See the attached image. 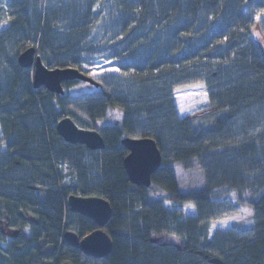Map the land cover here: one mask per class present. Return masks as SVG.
<instances>
[{"label": "trees", "instance_id": "16d2710c", "mask_svg": "<svg viewBox=\"0 0 264 264\" xmlns=\"http://www.w3.org/2000/svg\"><path fill=\"white\" fill-rule=\"evenodd\" d=\"M9 12L0 34V236L9 243L0 246V264H181L187 256L264 264V122L256 114L264 106V47L253 34L264 32L255 17H264V0H12ZM102 21L106 37L96 42ZM31 46L49 68L116 62L121 74L107 90L98 81L104 97L87 106L105 149L86 158V146L58 134L79 80L68 81L64 95L35 88L31 68L18 62ZM195 84L208 87L209 102L180 117L173 93ZM127 137L153 138L161 149L150 187L127 175ZM73 166L80 177L71 185ZM71 195L110 202L109 257H86L66 242L67 231L82 238L97 229L76 213L75 225L66 222ZM227 199V211L215 203ZM165 201L197 213L167 211ZM239 207L253 211L254 223L209 242L210 222Z\"/></svg>", "mask_w": 264, "mask_h": 264}, {"label": "water", "instance_id": "95a60500", "mask_svg": "<svg viewBox=\"0 0 264 264\" xmlns=\"http://www.w3.org/2000/svg\"><path fill=\"white\" fill-rule=\"evenodd\" d=\"M24 68H33V86L44 87L58 95L65 94L68 81L79 80L95 87L100 84L91 76L78 68H49L34 46L25 49L18 58ZM58 134L65 142L80 144L90 150H103L105 139L97 130L80 128L71 117L64 116L56 126ZM128 154L124 158V168L130 181L139 186L150 187L152 176L162 164V152L155 139L150 137L130 138L122 140ZM68 208L82 216L92 219L97 229L80 238L75 232L67 231L64 235L66 242L77 247L83 255L96 260L109 257L112 252V239L105 231L113 215L110 202L102 197H82L71 195L68 198ZM70 264V263H63Z\"/></svg>", "mask_w": 264, "mask_h": 264}, {"label": "rangeland", "instance_id": "374dc122", "mask_svg": "<svg viewBox=\"0 0 264 264\" xmlns=\"http://www.w3.org/2000/svg\"><path fill=\"white\" fill-rule=\"evenodd\" d=\"M36 3H40L41 0H33ZM12 0H0V34L1 30L4 29L7 26V23H4L9 19L10 12H9V6L11 4ZM260 17L258 20H264L263 16H255ZM264 23V22H263ZM106 22L102 21L99 23L95 29L93 30V38L96 40V42L101 41L103 38L106 37ZM254 37L259 41V43L264 47V32L259 27H256L253 31ZM103 48V47H102ZM7 58L9 60L14 61L12 50H7ZM85 73L91 76L95 81H99L102 84H104L105 87H103V90L108 88L107 83L109 82V85L112 86V82L115 80L114 75L121 74V70L116 66V62L114 60H104L101 62H97L95 65L85 66ZM118 70V71H117ZM31 73H34L33 68H31ZM70 96L66 97L65 102V110L61 114V118L64 116H69L73 119V121L80 127L84 129H90L95 130V124L93 119L91 118L90 114L87 111V106L94 101H97L100 98H103V93H99L94 86L87 82L79 81L71 86L69 89ZM175 98V105L178 112V115L180 117L184 116H190L192 113L201 110L206 106V104L209 102V89L204 84H195L188 87L176 89L173 93ZM263 110L256 111L257 118H259L260 122H264V106L262 107ZM244 116V115H243ZM241 116L239 120H237L239 123V126L242 125V123L245 120V117ZM244 119H243V118ZM114 119L110 121V119H106L107 124L110 122L113 123ZM106 122L104 121H97L96 123L99 126H105ZM87 149V148H86ZM90 151L88 149V152H86V158H90L91 155L89 154ZM89 155H88V154ZM97 160H92V162L89 163V166L92 165V163H96ZM94 166V165H93ZM94 169L93 167H89L88 172L90 173V170ZM75 172L74 176H68L71 172ZM68 173L66 174V179L68 182L71 183V185H74L78 182L79 176V170L76 166H73L71 168H68ZM93 171V170H92ZM69 177V178H68ZM227 199L225 200H218L216 205L221 207V209H227ZM233 200L230 201L229 205H233ZM165 209L167 211H181L184 213L185 216H194L197 213V210L194 205L192 204H185L180 205L176 204L174 202L165 201L164 202ZM227 211V210H226ZM238 212L236 213H230L220 219L214 220L210 222L208 226V232H207V240L209 242L213 241L215 236L219 232H227L231 229H233L236 233L243 232L247 227H250L254 223V213L250 208L247 207H239L237 209ZM251 212V215H248V212ZM73 211H70V213L65 214V220L66 222H71V225H75L78 218L76 215H74ZM78 214V213H76ZM251 221V223L249 222ZM75 232L74 230H70ZM178 239L174 237L172 239V242H177ZM0 243L1 247H4V249H7L9 239H5L0 236ZM203 260L197 258L196 256H187L185 257L181 264L184 263H190V264H203Z\"/></svg>", "mask_w": 264, "mask_h": 264}, {"label": "snow or ice", "instance_id": "6c2138e0", "mask_svg": "<svg viewBox=\"0 0 264 264\" xmlns=\"http://www.w3.org/2000/svg\"><path fill=\"white\" fill-rule=\"evenodd\" d=\"M257 19H260V17H257ZM118 71V70H117ZM248 215H251V212H248ZM251 223V221H249Z\"/></svg>", "mask_w": 264, "mask_h": 264}]
</instances>
